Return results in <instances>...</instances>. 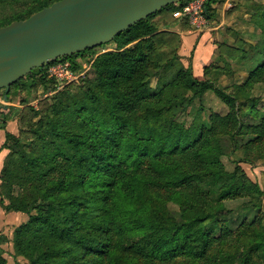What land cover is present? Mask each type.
<instances>
[{"label": "trees", "instance_id": "16d2710c", "mask_svg": "<svg viewBox=\"0 0 264 264\" xmlns=\"http://www.w3.org/2000/svg\"><path fill=\"white\" fill-rule=\"evenodd\" d=\"M27 1L0 0V28L60 0ZM191 1L171 5L121 33L110 43L112 51L62 58L11 87L8 102L21 90L28 97L36 84L46 82L52 67L69 63L74 71L81 66L79 57L91 58V71L58 91L45 113L32 109L38 122L28 120L29 134L6 133L3 149L10 153L1 172V195L8 211L28 216L14 232L22 259L16 264H264V192L253 188L239 165L253 164L248 156L264 160V119L258 125L245 122L258 102L252 93L264 84V48L253 66L248 63L249 53L255 54L252 44L226 48L232 54L221 59L224 67H232V73L234 66L238 72L248 70L232 90L217 80L196 78L178 59V36L158 34L155 24L157 16ZM207 2L208 15L223 1ZM251 9L249 22L262 46L264 3L254 1ZM169 40L171 57L158 53L159 44ZM170 72L171 82L164 84ZM208 92L228 113L207 115L200 105L193 108L189 126L179 123L176 108L193 105ZM0 117L2 130L1 105ZM241 149L245 158L237 154ZM224 157L236 164L234 172L226 169ZM246 193L262 214L237 230L227 229L232 212L226 202ZM2 252L0 264H7Z\"/></svg>", "mask_w": 264, "mask_h": 264}, {"label": "rangeland", "instance_id": "374dc122", "mask_svg": "<svg viewBox=\"0 0 264 264\" xmlns=\"http://www.w3.org/2000/svg\"><path fill=\"white\" fill-rule=\"evenodd\" d=\"M222 1L209 11L210 19H208L207 14H202L196 6H190L193 2H188L182 4L179 7L180 10L173 13L166 12L157 16L155 24L158 27V34L163 32L164 34L171 33L178 36L180 39V42L177 41L178 59L186 69L192 68L196 78L200 80H217L222 86L232 90L234 85H240L244 82L248 70L238 72V69L234 66L236 73H232V67H224L221 59L230 60L227 57L232 54L226 48L233 46L236 49H242L245 44H252L256 48L254 50L255 54L249 53L248 63L253 66L254 56L263 51L264 45H257L260 39L259 33L255 31L254 25L248 21L252 15L251 6L257 0ZM258 1L264 3V0ZM27 2H30V0ZM27 5L31 4L19 5L15 7V10L24 8ZM196 10H199V16H195ZM238 14H241L242 18H239ZM170 41L162 42V44L159 42L158 53L165 54L168 57L173 56L174 50L171 48ZM114 49V44L104 45L96 50V56ZM241 53L242 51H239L237 54ZM77 63L81 66L74 71L70 70L69 63L54 66L50 71V76H47L46 82L36 84L28 97L26 91L21 90L16 96L11 93L8 102L5 101L3 92H0V105L5 107L6 117L3 123L4 128L0 130V187L1 172L10 153L9 150L3 149L6 144V133L9 132L17 136L29 134L26 131L28 120L31 119L33 122H38V118L33 116L32 109L41 110L45 113L44 111L53 102V96L58 91L63 90L66 86L74 83V81L84 78L91 71V58L79 57ZM206 67H208V71H206ZM172 74L170 72L164 76L162 82L164 84L170 83L171 79L169 77L171 78ZM51 75L56 76V80H52ZM156 82L157 79L153 80L152 85L155 86ZM252 96L257 98L258 102L255 104L254 114L245 116V122L248 125H258L264 119V84L257 85ZM25 99L27 102H22ZM200 105L204 107L207 115L219 114L224 116L228 113V107L213 92H208L201 101L195 100L193 105L177 107V121L189 126L194 118L193 108H197ZM244 111L246 114L249 108H245ZM237 154L245 158L242 149ZM248 158L253 161V164L239 163L243 169L244 176L248 178L250 184H253V188L258 185L264 192V160L254 156H248ZM222 162L229 172L235 171L236 164L231 158L224 157ZM246 194L243 198L226 202L228 210L232 212L230 220L227 222V229L237 230L242 222L252 223L258 215L262 214L263 211L254 208V204L257 201L252 197L253 195H248L250 193ZM8 203L2 197L0 189V249L3 251L7 264H16L17 262H22V259L16 255L13 244L14 232L28 221V216L23 213L8 211L6 209ZM169 207L174 215H179L180 210L176 205L170 204Z\"/></svg>", "mask_w": 264, "mask_h": 264}, {"label": "water", "instance_id": "95a60500", "mask_svg": "<svg viewBox=\"0 0 264 264\" xmlns=\"http://www.w3.org/2000/svg\"><path fill=\"white\" fill-rule=\"evenodd\" d=\"M186 0H60L0 28V91L33 70L108 45L151 15Z\"/></svg>", "mask_w": 264, "mask_h": 264}, {"label": "built area", "instance_id": "2783aa9c", "mask_svg": "<svg viewBox=\"0 0 264 264\" xmlns=\"http://www.w3.org/2000/svg\"><path fill=\"white\" fill-rule=\"evenodd\" d=\"M193 3L190 4V6H196L202 14L206 15L207 14V5H208V2L207 0H193L191 1ZM206 4V6L204 7V5ZM199 10H196L195 12V16H199ZM209 19V18H208ZM60 65V64H59ZM66 65V64H65ZM53 68V67H52ZM51 68V69H52ZM51 71V70H50ZM56 77V76H55Z\"/></svg>", "mask_w": 264, "mask_h": 264}, {"label": "crops", "instance_id": "0c3cea01", "mask_svg": "<svg viewBox=\"0 0 264 264\" xmlns=\"http://www.w3.org/2000/svg\"><path fill=\"white\" fill-rule=\"evenodd\" d=\"M238 17H239V18H242V15H241V14H238ZM248 21H249V20H248Z\"/></svg>", "mask_w": 264, "mask_h": 264}]
</instances>
